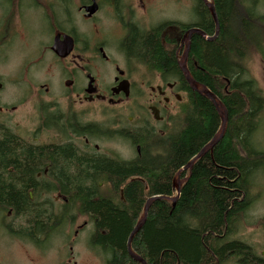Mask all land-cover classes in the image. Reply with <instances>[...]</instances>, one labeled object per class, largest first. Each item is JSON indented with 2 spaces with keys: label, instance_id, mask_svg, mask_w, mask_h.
<instances>
[{
  "label": "trees",
  "instance_id": "16d2710c",
  "mask_svg": "<svg viewBox=\"0 0 264 264\" xmlns=\"http://www.w3.org/2000/svg\"><path fill=\"white\" fill-rule=\"evenodd\" d=\"M192 1L194 21L190 27L214 39L193 35L189 67L194 80L225 105L228 125L224 136L196 161L191 172L180 174L184 183L176 203H172L169 198L176 196L174 178L208 147L222 127L213 103L187 87L190 104L178 132L162 139L152 136L151 146L143 142L142 156L132 162L103 156L82 160V172L74 179L80 189L71 193L70 204L56 203L58 192L54 190L50 192L53 199L43 204L44 192H34L35 243L41 249L67 220H73L75 210L95 226L91 247L107 256L106 264H141L130 256L129 239L148 201L158 197L131 243V250L147 264H264L262 254L234 239L241 217L251 206L252 179L264 169V152L253 143L264 97L244 65L245 57L253 52L264 59V16L260 15L264 0H213L220 24L217 37L205 2ZM144 41L127 46L126 53L159 72H179L176 50L164 48L159 34H146ZM34 154L37 167L39 153ZM69 179L71 176L62 177L63 182ZM13 181L12 177L6 183L0 181V203L28 200L23 189L13 187ZM102 181L112 182L114 187L106 185L103 189L108 191H104L98 186ZM87 183L92 187L87 188ZM59 193L68 194L63 190ZM46 215L51 226L47 235Z\"/></svg>",
  "mask_w": 264,
  "mask_h": 264
},
{
  "label": "flooded vegetation",
  "instance_id": "af4514ba",
  "mask_svg": "<svg viewBox=\"0 0 264 264\" xmlns=\"http://www.w3.org/2000/svg\"><path fill=\"white\" fill-rule=\"evenodd\" d=\"M188 2L193 3L192 0ZM162 3L168 5L169 1L162 0ZM94 4L98 6L97 12L88 16L87 8ZM32 9L39 11L35 12L37 20L42 19L52 26L47 31L51 36L43 46L53 54V63L58 65V76L52 79L55 84L51 85H59L60 94H55L54 87L34 83L31 73L35 65L32 63L26 74L11 82L18 91L17 100L6 93L9 85L0 77V181L6 183L12 177L13 187L23 189L28 196L27 201H1L0 206L5 208L0 207V238L19 240L41 249L35 243V191L44 192L43 204L50 201L52 190L58 192L54 196L56 203H72L71 193L80 189L74 179L82 172V160L93 161L103 156L122 162L135 161L143 154V142L148 145L152 136L166 134L158 129V123L170 127L184 115L190 104V94L186 89L193 90L179 63L188 45V33L198 28L190 27L193 23H188L190 21L185 18L171 19L161 14L155 0H53L49 6ZM104 10L115 23V36L101 28L104 20L99 15ZM5 12L11 14L10 9ZM3 20H8V16ZM83 20L92 24L85 32ZM2 29L3 24L0 23ZM154 33L159 34L161 45L168 51H173L175 46H184L181 59L178 57L180 51L176 52L179 72H159L145 61L126 53L127 46H137L145 42L146 34ZM56 42L64 46L66 56H58L53 51ZM111 47L119 48L118 58L106 52ZM260 58L264 64V59ZM189 61L187 57L186 67L192 76ZM107 68L109 74L104 71ZM21 87L25 88L22 95L19 94ZM110 133L125 139V147L135 151L132 159L102 152L100 143L113 142L108 140L113 137ZM34 153H39L37 167L33 162ZM184 168L178 175L191 172L193 167ZM67 176L71 179L63 182L62 177ZM106 185L114 187L112 182L98 183L101 189ZM87 186L92 187L91 183ZM62 190L68 194L59 193ZM44 221L47 235L51 227L49 215L44 216ZM88 223L79 226L75 236L84 231Z\"/></svg>",
  "mask_w": 264,
  "mask_h": 264
},
{
  "label": "rangeland",
  "instance_id": "374dc122",
  "mask_svg": "<svg viewBox=\"0 0 264 264\" xmlns=\"http://www.w3.org/2000/svg\"><path fill=\"white\" fill-rule=\"evenodd\" d=\"M52 1L34 0L33 3V0H0V23L3 24V29L0 30V46H2L0 47V56L2 57L0 61V77L4 81H7L9 85V91L6 93L16 100L19 99L18 91H15L14 88L16 86L11 82L13 79L26 74V70L31 66V63L35 65V68H33L34 72L31 73L34 83L37 86L49 85L51 88L54 87L51 84H55L52 83V79L58 76V65L53 63L51 57L53 54L48 52L47 48L43 46V42H46L51 36L47 31L52 26L42 19L37 20L38 17L36 15L39 11L32 9L49 6V3H52ZM168 1L169 4L167 5L163 4L162 0H155L156 7L160 9L161 14L171 19L182 17L186 21H190L188 23H193L194 16L192 15V10L194 4L192 2H188V0ZM262 4L260 15L264 16V3ZM9 9L11 14L7 15L5 11ZM106 12L104 10L99 15V18L104 20L101 28H104L106 32L115 36L117 35L115 23L110 20ZM7 16L8 20H3ZM91 26L90 22L83 20L82 28L84 32ZM87 49L90 50L91 48ZM172 50H176V52L180 51L178 57L181 59V54L182 52L184 53L185 48L184 46H175V49ZM118 51L119 48L116 47L106 50L108 54H111L115 58H118ZM244 65L249 79L255 81L257 88L260 89L264 97V64L261 61L260 55L257 52L248 54L245 57ZM104 71L107 74L110 73L109 68ZM54 88H56L55 94L59 95L60 86L57 85ZM24 89L22 87L19 89L20 95H22ZM183 122L184 115L178 117L172 123L171 126L173 128H170L171 126L169 127V125L158 123V129L165 131L166 134L156 136L157 139H162V137L178 132L183 127ZM258 123H260L258 132L253 138L256 141L258 150L264 152V111L259 117ZM19 124L22 126H32L30 123ZM34 124L36 125V123ZM110 134L113 137L108 140L113 142L106 141L100 143L99 146L102 148V152L112 154L113 156L119 155L125 159H132L135 156V151L125 147L123 142L125 139L115 133ZM151 140V138L148 139V143ZM181 181L183 180H181L180 175L174 178V182L177 185ZM103 190L108 191L106 188ZM249 196L251 206L241 217V219L243 218L241 220L242 223L239 225L238 233L234 236V239H239L253 247L256 253L261 255L264 253V169H261L254 175ZM72 215L73 220H70L71 222L67 220L65 226L51 235L50 238L53 237L48 240L46 248L43 249H38V247H34L31 244H24L19 240L10 241L0 238V264H106L107 256L102 254L99 249L95 250L91 248L90 237L94 235V225L90 222L89 217L79 215L75 210ZM83 223H88V227L80 232L78 236H75V231ZM74 224L76 225L73 226Z\"/></svg>",
  "mask_w": 264,
  "mask_h": 264
},
{
  "label": "water",
  "instance_id": "95a60500",
  "mask_svg": "<svg viewBox=\"0 0 264 264\" xmlns=\"http://www.w3.org/2000/svg\"><path fill=\"white\" fill-rule=\"evenodd\" d=\"M203 1L205 2L207 8L209 9L211 15L214 18L215 25H216L215 37H217L218 34H219V31H220V24H219V20H218V16H217V13H216L214 2H213V0H203ZM97 8H98V6L96 4H94V5L90 6L89 8H87V11L89 13L88 16H91V15L95 14L97 12ZM193 34H199L206 40H213L214 39V38H209L206 34H204L202 31H200L198 29H193L192 31H190L188 33V35H187L188 36L187 37L188 45H187L184 57L182 59V62H180L179 65H180L183 73L185 74V78H186L187 82L189 83L191 89L194 92L198 93L199 95L207 97L213 103V105L216 107V109H217V111H218V113H219V115H220V117L222 119V127H221V130H220L219 134L212 140V142L208 145V147H206L198 156H196L190 162V164L187 167H185L184 169L192 168L193 165L195 164V162L198 159L203 157L208 150L213 149V147L218 143V141L224 136V134L226 132L227 125H228V112L224 108L223 104L218 101L217 97L212 92H210L205 86H203L201 84H198L192 78V76L188 73V70H187V67H186V58L188 57V54H189V51H190V43H191V39H192V35ZM53 51L58 56H61V57H64V56L67 55V53L64 51V46L59 44L58 42H56V45L53 47ZM183 183L180 182L178 185L175 184V191L177 192V196L173 197V198H169V200L172 203H176V200L180 196V191H181V187H182ZM157 199H159V198L156 197V198H153L150 201H148V203H147V205L145 207L144 213H143V217L140 220V222H139L138 226L136 227V229L131 234L130 239H129V243H128V250H129L130 256L132 257V259H134L135 261H137V262H139L141 264H147V263H146V261L144 259H142L138 255L134 254V252L131 250V243H132V240H133L134 236L139 232V230L143 226V224H144V222L146 220L150 205ZM262 255L264 257V253Z\"/></svg>",
  "mask_w": 264,
  "mask_h": 264
}]
</instances>
